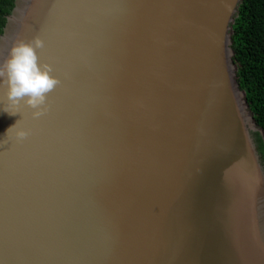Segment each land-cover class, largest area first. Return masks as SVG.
Here are the masks:
<instances>
[{"label":"water","instance_id":"water-1","mask_svg":"<svg viewBox=\"0 0 264 264\" xmlns=\"http://www.w3.org/2000/svg\"><path fill=\"white\" fill-rule=\"evenodd\" d=\"M241 1H14L0 65L39 37L61 83L39 118L0 84V264H264Z\"/></svg>","mask_w":264,"mask_h":264},{"label":"trees","instance_id":"trees-1","mask_svg":"<svg viewBox=\"0 0 264 264\" xmlns=\"http://www.w3.org/2000/svg\"><path fill=\"white\" fill-rule=\"evenodd\" d=\"M15 0H0V35ZM236 78L263 139L257 140L264 163V0H242L231 28Z\"/></svg>","mask_w":264,"mask_h":264},{"label":"clouds","instance_id":"clouds-1","mask_svg":"<svg viewBox=\"0 0 264 264\" xmlns=\"http://www.w3.org/2000/svg\"><path fill=\"white\" fill-rule=\"evenodd\" d=\"M43 47L44 42L39 37L27 43L18 41L10 49L8 59L0 65V84L7 87L8 101L13 105L23 101L34 110L33 118L43 115L48 94L61 83L52 75L53 69L49 64L39 63L37 50ZM27 135L25 131L17 133L18 139Z\"/></svg>","mask_w":264,"mask_h":264},{"label":"bare ground","instance_id":"bare-ground-1","mask_svg":"<svg viewBox=\"0 0 264 264\" xmlns=\"http://www.w3.org/2000/svg\"><path fill=\"white\" fill-rule=\"evenodd\" d=\"M232 73H234L233 68L230 69V74H231L232 80L234 82L235 77L232 75ZM236 100H237V103L239 105V109H240L241 116H242V123L244 125V128L247 131V133L250 135V137H252V134H253V132H255L256 127H254V122L250 118V115L247 111V108H246V105L244 102V96L239 93V94H237ZM259 137H260V139H262L261 135H259Z\"/></svg>","mask_w":264,"mask_h":264},{"label":"rangeland","instance_id":"rangeland-1","mask_svg":"<svg viewBox=\"0 0 264 264\" xmlns=\"http://www.w3.org/2000/svg\"><path fill=\"white\" fill-rule=\"evenodd\" d=\"M230 35H231V32H230ZM235 73H236V70H235ZM248 111H250V110H248ZM253 134H256V137H255V142H256V145H257V147H258L257 140H261V139H260V137H259V135H260V134H259V132H258V129H257V128L255 129V132H253ZM253 134H252V135H253ZM258 134H259V135H258Z\"/></svg>","mask_w":264,"mask_h":264}]
</instances>
